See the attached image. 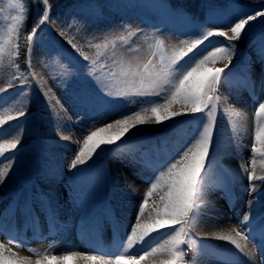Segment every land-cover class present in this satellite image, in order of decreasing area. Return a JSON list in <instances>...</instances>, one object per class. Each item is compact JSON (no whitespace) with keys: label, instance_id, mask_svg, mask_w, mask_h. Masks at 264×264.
<instances>
[{"label":"snow or ice","instance_id":"1","mask_svg":"<svg viewBox=\"0 0 264 264\" xmlns=\"http://www.w3.org/2000/svg\"><path fill=\"white\" fill-rule=\"evenodd\" d=\"M30 2L41 5V8L37 9L33 26L25 37L27 43L26 63L29 71L25 74L20 73L18 67L14 68V71L19 73L17 77H14V80H18L23 85L19 94L29 100L31 94L29 91H25V88H32V84L28 83L29 77L32 82L40 83L36 81V73L31 71V57L34 48L43 39L40 35L43 31L42 26L50 25L53 22L51 0H30ZM13 11L16 15L9 17L7 39H4L3 34L0 33V68L4 66L6 55L10 58V63L19 55L20 30L25 27L29 6L25 0H7V8H0V17H4L6 12ZM177 11L188 16L187 13H183V10ZM231 15H235L237 18L227 25V31L222 27L207 26L224 20V14L216 12L214 6L206 15L203 23L197 21L195 17H189L193 28L185 35L195 38L181 41L186 50L184 48L179 51L174 49L171 53L164 46L161 30L154 29L151 35L155 42L149 45V58L146 62H143L139 57L117 56L116 42L117 39L124 41L123 36L95 45L92 44L95 36L89 35L85 38L90 47L102 48L105 51L111 48V55L105 57L103 61L101 56H104V53H98L95 57L89 56L82 52L76 44H73L71 39L68 40V43L79 53L82 61L87 63H79L63 49L55 48V45L52 46L58 54L54 57L57 64L62 59L68 61L62 66L60 73L52 77L54 81L65 84L75 79L83 85L73 94L75 106L96 110L97 115L103 119L115 112L122 113V110L133 102L132 97L143 98L145 105L133 114L127 115L123 119H116L113 123H107L104 127L95 128L94 131L92 128L95 125L93 124L88 129L89 134L83 138V146L78 147L75 158L68 165L69 171L75 170L74 175L85 171L79 166L93 160V157H95L93 160V164H95L96 160L112 153L113 146L116 149L121 148L122 144L127 143L122 139L126 134L133 129L139 132L141 131L140 126L150 122L154 121L156 124L163 125L166 121H172L175 124L177 117L192 116L197 121V127L190 142L180 145L152 169L153 175L147 179L149 187L143 192L142 201L136 205V222L134 225H129L130 233L126 235L123 242L118 244V254H112L105 248H93L89 252L68 251L59 256H49L45 251L39 254L40 258L35 261V264H69V262L72 264H141V261L150 255L169 257L160 260L159 264H179L186 255L184 246H187L193 253L192 264H196L197 259L202 254H206V250L203 244L197 242L193 229L208 217V208L203 202L209 192L214 190L221 193V199L225 200L226 206L233 211L245 195L253 197L247 201L246 211L242 215H238L240 224L247 229V235L234 227L231 233H235V235L220 234L217 238L228 241L241 252H245L246 245L239 243L236 237L247 241L249 236L256 239V234L259 233L260 238L264 240V189L256 187L257 181L264 184V176H257L255 172V157L264 158V77L261 79L260 92L257 94L256 81L252 77L250 57L244 58L238 84L250 93L256 105L253 109L255 128L250 141L253 154L252 171L249 172L248 166L242 164L238 173L221 168L219 174L212 178V167L216 160L215 158L208 159L210 155L215 157L218 151L221 134L220 128L217 127L218 105L227 103L226 99L221 100L218 88L222 83L228 84L233 69L237 67L232 65L233 58L238 54L235 42L249 34V30L253 27L250 22L256 21L258 17L264 18V10H257L254 14L236 10ZM74 23L73 21V23L63 26L60 35H64L65 27L70 29ZM124 28L128 30L130 25H125ZM141 33H143L142 29L131 32L132 35ZM205 42L207 45L201 50L199 46L205 45ZM214 44H220V46L214 47ZM208 48L212 50L208 51ZM132 50L139 51L140 49L137 46ZM256 55L261 64H264V35L260 37ZM109 59L112 61L111 64H108ZM216 62H225V68L206 66L208 63L215 64ZM11 83L10 81L9 86ZM40 89H43L42 83H40ZM5 92H7L6 88H0V93ZM42 95L46 97L47 93L42 92ZM159 100H162L163 103H159ZM6 102L4 97L0 96V108ZM176 105H180L179 110L176 109ZM48 111L49 119L59 123L58 113L51 104L48 105ZM197 113L201 115L196 117L194 114ZM226 114L240 115L238 112L229 113L227 109L219 112L221 117ZM29 115V112L22 110L15 117L10 116L8 119L15 120V125L0 119V139H4L6 135L13 136V139L7 144V149L4 145H0V156L4 155L5 150L10 153L8 164L0 167V184H3L9 176L16 160L15 152L12 150H18L21 136L25 131L20 125V118H27ZM5 124H7V128L2 127ZM239 130L233 124L234 135ZM57 135L61 140L70 139L59 131H57ZM116 155L123 159L126 154L121 152ZM135 163L134 160L129 159V164L134 165ZM206 164L207 170L205 169ZM91 166L89 165V167ZM145 166L147 167V165ZM244 173H247V187H244L242 183ZM133 175L143 179L139 170L133 171ZM157 189L163 192V195L160 196L162 207H155V217L145 222L141 220V217L144 216L146 210L150 214L153 211L148 208V201ZM42 202L46 210L55 215L53 200L48 194H42ZM257 214L261 219L258 223H254ZM186 217L187 219H185ZM165 228L167 229L165 233L167 238L163 239L162 243L157 242L153 246L156 237L152 234L160 236V230ZM13 239L16 238L13 237ZM137 246H139L138 249ZM3 248L4 246L0 244V264H33L28 257L17 259L14 256H5ZM133 249H137V254L142 251L143 255H139L137 258V255L133 254ZM261 251L264 252V244L261 245ZM96 252L103 254L97 255ZM245 254L247 255V253Z\"/></svg>","mask_w":264,"mask_h":264},{"label":"bare ground","instance_id":"2","mask_svg":"<svg viewBox=\"0 0 264 264\" xmlns=\"http://www.w3.org/2000/svg\"><path fill=\"white\" fill-rule=\"evenodd\" d=\"M5 1L7 3V0ZM233 21L234 20H232V22ZM218 24H222V22ZM252 59L258 60L257 56L254 55ZM9 61V58L5 56L4 66L0 68V84L9 81L11 78L10 74L6 70ZM255 81L256 91L257 94H259L261 80L258 78L255 79ZM30 83L32 84V88H26L25 91H29L31 98H34L39 92V85L37 86L36 84L35 86L34 82L32 81H30ZM21 87H23V85L11 86L9 89H7V92L0 93V96H3L5 101H7L3 107L0 108V119L7 121L8 124L15 125V120L8 119L10 116L15 117L17 113L22 110L30 113L27 118H20V125L25 129V131L21 136L18 150H12L15 152L16 160L12 165L9 176L6 178L3 184H0V208L2 210L3 218H6V216L15 218L17 217L16 214L22 213V209L24 214V208L26 206L22 205V203H26L31 213L37 215L38 212L42 216H46L44 224L39 227L42 230L38 232L39 238L41 240L53 238L56 233H60L62 226L76 227L81 233H85L88 231L89 227L92 226L93 243H97L99 239L98 230L105 226L109 232V235H114L119 243L123 242L126 238L123 235L124 232L130 230L129 225H134L136 222L135 216L137 209H133V204L140 202V195L149 187L147 181H141L130 174L131 172L128 168L129 164L124 162L123 169L121 170V168H118V164L124 160L126 156H129L132 153V148L128 146L123 150L121 145L120 149L122 150L120 151L126 154L123 159L118 158L116 153L121 152H119V150L113 146V152L105 155L106 159L97 160L95 164H93V161L87 162V172L92 170L94 171V181L85 183L81 181V179L77 180L74 186L82 193L83 196L79 197L69 195L71 186L68 183L62 182L61 171L64 173L67 170L69 161L73 157L75 136H72V127L70 123L64 119L59 121V123L52 125L48 130H45L44 127H41L39 124V120H41L43 124L49 122V104H51L55 110L62 111L61 109L63 108L65 102L62 100L56 102V104H53L48 102L47 99H44L41 102L36 100L29 101V99H26L23 95L19 94ZM0 88L3 87L0 86ZM223 91L224 88L222 90L218 89V92L220 93ZM247 93L249 94L248 91ZM225 99L234 101L237 104L243 103V105L231 107L226 103H223V106L219 105V110L221 111L227 109L229 113L238 112L240 113V115L237 116L238 121L242 120L245 124H247L249 122L248 120L254 115L253 109L256 105L254 102L251 104H244L246 101V91H241L240 88L234 87L232 88L231 96L222 98V101ZM224 119L229 125L228 120L226 118ZM2 127L7 128V124L3 125ZM183 127H185L183 124H181L179 127H176L172 134L178 131V129H184ZM196 127L197 125L192 128L186 127L184 129L185 135L177 138L179 141L170 144L171 140H169L168 143L170 145L164 144L162 147H158L156 141L158 136L153 135L150 130L144 129L143 131L139 132L140 136L138 138L145 141L147 140V146L149 144L155 145L156 152L155 154H153V152L146 153L144 150L140 149L142 151L141 157L134 165H141L142 163L149 162V158L152 156L154 159L158 160L159 164L160 161L174 152L175 149L180 145L184 144L185 142H190L193 138ZM245 128L247 129L248 126H245ZM159 130L161 129L159 128ZM57 131H59V133L64 136L70 137V139L61 140L57 135ZM253 131L254 129L249 130V132L247 130L248 134L246 136V148L241 153L243 165L248 166L249 172L252 171L251 161L253 159V154L249 146L251 145L250 141ZM129 134L130 133L126 134L125 137L127 138ZM160 137L165 139V135ZM12 139V135H6L4 139H0V145H4L7 149V144ZM218 154L230 158L231 156H234L233 154H235V149L230 142L222 140ZM9 157V151L5 150L4 155L0 156V167L8 164ZM213 158L215 157L210 155L208 159L212 160ZM260 158L261 157L259 156L255 157L256 166L259 165V167H261L259 171L255 172L257 176H264V158ZM29 159L33 160L32 164H29ZM215 160L216 163L212 167V178H215L217 174H219L221 168H226L233 173H238L241 170V164L238 161L223 162L217 157ZM89 165L92 166L89 167ZM111 166L116 167L114 172V176L116 175L115 179H113L114 176H112L108 170ZM148 168L149 169H147V171L153 174L152 169L154 166L151 165ZM205 169L207 170V164ZM47 173L52 175L46 176ZM77 176L80 177L81 175L77 174ZM242 183L244 187L248 186L247 173H244ZM256 187L257 189H264V184H261L259 181H257ZM128 190L133 192L132 196L127 193ZM215 193V190L209 192L203 202L208 208V217L204 218L202 222L199 223V226L193 229L196 234L197 242L203 244L204 249L206 250V254H202L201 257L197 259L196 264H221L225 259L237 257H240L241 259L237 260L239 264H264V252L261 251V245L264 244V241H255V239H253L251 236H249L247 241H244L241 237H236L239 243L246 245L245 252H241L228 241L219 240L217 238L220 234L231 233V230L234 227L239 232L247 235V229L241 230V228L244 226L240 223L239 225L232 224L230 218H237L238 215L241 213L243 214L246 211L245 205L247 201L251 200L253 197L245 195L240 201L239 205L236 207L235 211H230L222 206V201L220 199L213 201ZM42 194H48L53 200L55 215H53L52 212H48L46 210L45 205L42 202ZM161 195H163L162 191H155L153 193V196L148 201V208L152 209L153 211L150 214L149 211L146 210L144 216L141 217V220L147 222L155 217V207H162L160 200ZM81 197L88 198L86 199L88 200L87 205L80 203ZM70 203L72 204L70 205ZM119 215H121L124 220V223L120 226V228L115 226L113 220L114 218H119ZM51 216H54L53 222H50ZM185 219H187V217ZM260 219V215L257 214V218L254 223H258ZM100 221L102 223H100ZM0 230L5 234V237H0V244L4 246L3 251L5 256H14V258L17 259L28 257L24 253V247H17L14 245L10 246L11 240L8 237L13 239L12 235L18 234L15 235V238L17 236L20 237V239L26 238L29 241L26 244V248H30L32 246L30 242V234L28 233L29 229H20L18 226L0 225ZM160 232V236H157L155 233L152 234V236L156 237L153 242V246H155L157 242L162 243L163 239L167 238L165 235L167 232L166 228L160 230ZM231 234L235 235V233ZM258 234L259 233H257L256 236ZM60 236L64 237L65 233H61ZM208 245H210L209 249L207 247ZM14 247H16L18 250L10 249ZM138 248L139 246H137V249ZM137 249H133L132 251L133 254H136L137 258H139V255H143V252L139 251L137 254ZM48 250L50 249L42 248L38 253L41 254L47 251L49 256H59L68 251L89 252L90 248H81L72 244H67L53 248L51 251ZM184 251L186 254H189L185 255L184 259L180 261L179 264H192L191 258L193 253L189 251L187 246H184ZM97 253L99 252H96L95 254ZM111 253L118 254V252L115 250H112ZM245 253H247V255ZM206 257L210 258V260L208 261ZM168 258L169 257L166 256L161 257L159 255H150L141 261V264H159L160 260ZM37 259L39 258L30 260L33 262V264H35ZM69 264H72V262H69Z\"/></svg>","mask_w":264,"mask_h":264},{"label":"rangeland","instance_id":"3","mask_svg":"<svg viewBox=\"0 0 264 264\" xmlns=\"http://www.w3.org/2000/svg\"><path fill=\"white\" fill-rule=\"evenodd\" d=\"M114 0H54V4L58 10L57 13L52 14L53 22L50 25L42 26L43 31L40 33L43 39L40 40L39 44L34 48L32 57H31V71L36 73V81L43 84V89H40V83H34L35 86L39 85V92L36 94L34 98H31L29 101H39L41 102L44 99H47L48 102L56 104V102L64 101V106L61 109L62 111H57L59 116V121L62 119L68 121L72 127V136L75 139V148L73 149V157L70 159L69 164L72 159L75 158V155L78 152V147L83 146V138L89 134L88 129L94 124L95 127L92 128L94 131L95 128L104 127L107 123H113L116 119H123L127 115L133 114L135 111L139 110L144 105L143 98L140 97H132V103L128 105L126 109L122 110L121 112H115L111 115L105 116L101 119L97 115L96 110L91 109H84L79 108L74 105L73 101V94L77 92L83 85L80 81L73 79L71 82H67L65 84H60L52 78L54 75H58L62 69L64 64H67V60H61L59 64L56 63L54 57L58 55L52 48L55 45V48H61L66 53H68L74 60L79 63H87L86 61H82L79 53L76 52L75 49L71 47L68 43V40L71 39L73 44H76L77 47L81 49L82 52L88 54L89 56L95 57L98 53H104V56H101V60L103 61L105 57L111 55V48L105 51L104 49H97L95 47H90L88 42L86 41V37L89 35L95 36V39L92 40V44H103L106 40L111 41L116 39L117 37L123 36L125 38L124 41L117 39L116 42V53L117 56L123 55L124 57L131 58V57H139L143 62H146L149 58V45L154 44V38L152 37V32L154 29H160L162 33V38L164 39V46L165 48L171 53L174 49L179 51L181 48L186 50L184 44L181 41L194 39L195 37L186 36L185 33H188L192 30L193 25L190 22L189 17H176L175 14L172 13V9L170 6L162 0H122L116 1L118 5H111ZM36 9L34 11V16L37 15V9L41 8V5L35 4ZM124 7L125 11L122 13L118 12L120 7ZM0 8H7V3L5 0H0ZM212 9L207 11V14L210 13ZM218 13L224 14V20L222 24H211L207 25L208 27H222L223 30L227 31V25H230L232 20H235L237 17L235 15H231L236 10H243V12L248 14H254L257 10H264V3L261 5H256L254 7H241V6H230L226 10L222 9H214ZM11 15H16L13 12H6L4 17H0V33L3 34V38L7 39V29L10 23L9 17ZM61 18V19H56ZM206 18V16H205ZM264 20V18H257L256 21L250 22L253 27L249 30V43L253 44L256 47V44H259L260 37L264 35L260 31V22ZM73 27L68 29L65 27L64 35H60V30L63 26H66L68 23H73ZM205 21V20H204ZM130 25V29L125 30L124 26ZM136 29H142L143 33L132 35L131 32H134ZM79 30V32H78ZM44 32H48V37L44 35ZM21 33V31H20ZM78 33V34H77ZM76 34V35H74ZM231 35V33H229ZM21 39V38H20ZM19 39V41H20ZM223 39V38H218ZM18 41V43H19ZM207 45H200L199 48L202 50ZM139 46V51H133ZM220 44L214 45V47H219ZM211 48H208V51H211ZM206 54V53H205ZM7 56V55H6ZM8 57V56H7ZM19 55L15 58L14 63L9 61L6 70L10 74L11 78L7 82H3L0 84L1 87L9 89L11 86H18L21 85L18 80H14V77H17L19 73L14 71L16 66V61ZM9 58V57H8ZM10 60V58H9ZM27 61V58H26ZM111 60H108V64H111ZM221 63L224 62H216L215 64L208 63L206 66L210 68H225V64L222 65ZM27 65V63H26ZM28 69V66H27ZM29 71V69H28ZM227 71V69H225ZM10 81L11 86H9ZM31 77H29L28 83H30ZM67 88V91H65ZM26 89V88H25ZM51 89V91H49ZM222 90L221 87H219ZM42 92L47 93L45 97L42 95ZM222 98H226L231 96L230 93V86L227 84L224 87V91L222 93L218 92ZM159 103H163L162 100L158 101ZM227 105L231 107H238L243 105L237 104L234 101L227 99ZM245 104V102H244ZM219 105L223 106V103ZM219 105H218V117H217V127L220 128L221 134L219 136V146L218 151L221 147L222 140H226L230 142L234 149L235 155L227 158L225 156L219 155L218 151L215 154V158L217 157L219 160L223 162L228 161H238L241 165L243 164V158L241 153L246 148V136L247 130L255 128V117L249 119L248 125L245 124L242 120L238 121L237 116L233 115H225L221 117L219 115ZM177 110H179L180 105L175 106ZM79 113V117H78ZM196 117H199L201 114L197 113L194 114ZM226 118L229 122V125L225 122ZM177 123L186 120L187 126L190 128L197 125V121L189 117H177L175 118ZM224 119V120H222ZM222 122V123H221ZM243 122V123H242ZM177 123L173 124L172 121H166L163 125L156 124L154 121L150 122L147 125L140 126L141 131L144 129L150 130L152 133L161 132L167 130L168 128L177 125ZM239 123V124H238ZM39 124L44 127L45 130H48L52 125H55L56 122L49 120L43 124L41 120H39ZM233 124L240 129L235 135L232 131ZM39 125V126H40ZM245 126H248L246 129ZM250 127V128H249ZM159 128L161 130H159ZM43 130V129H42ZM158 130V131H157ZM44 131V130H43ZM139 131V132H141ZM139 132H136L133 129L129 136H137L140 135ZM126 137L122 138L125 139ZM251 150V145L249 146ZM67 154V152H66ZM141 154L140 151H135V154H130L129 156L125 157V160L121 161L118 164V168L123 169V163L128 161L130 157L139 156ZM106 159V156H103L99 160ZM263 159V158H260ZM95 160V157H93ZM93 160H89L88 162H92ZM97 161V160H96ZM33 160L29 159V164H32ZM84 168L85 171L78 173L81 175L80 177L77 174H73L75 170L69 171L67 170L63 173L61 171V180L62 182L68 183L71 186V190L69 191V195L71 196H83L80 191L76 189L74 184L77 180H80L88 183L94 181V171L87 172L88 165L79 166ZM40 168V164H39ZM116 167H110L108 170L112 176H114ZM261 167L259 165H255V171H259ZM42 170V169H41ZM50 176L52 174H46V176ZM153 174H150L152 176ZM116 176V175H115ZM115 176L113 179H115ZM79 177V178H78ZM160 189H157L156 192H160ZM90 193V192H89ZM128 194L131 196L133 192L130 190L127 191ZM87 197H81V202L85 205L88 204ZM143 193L140 195L139 200L142 201ZM135 202V201H134ZM138 202V201H137ZM139 203V202H138ZM137 203V204H138ZM133 204V209L135 210L136 205ZM242 215V213L240 214ZM234 217V216H233ZM232 224L240 223L238 217L237 218H230ZM66 227V226H65ZM67 229V227H66ZM245 227H242L241 230H245ZM130 233L125 232L123 235H127ZM126 237V236H125ZM58 246L52 245L51 243H44L40 245V247L34 249L24 250L25 255L28 256L30 259L40 258L39 251L42 248L51 249L56 248ZM13 249L14 248H10ZM48 253V252H47Z\"/></svg>","mask_w":264,"mask_h":264},{"label":"trees","instance_id":"4","mask_svg":"<svg viewBox=\"0 0 264 264\" xmlns=\"http://www.w3.org/2000/svg\"><path fill=\"white\" fill-rule=\"evenodd\" d=\"M175 9L177 10H183V12H188L194 16H200L203 15L205 10L207 8L211 7H222L227 8L231 4H241V5H254V4H260L263 3L264 0H167ZM26 4L29 6L28 15L33 11V9L36 7L34 3H31L30 0H25ZM53 4L52 13H57L58 10L54 4V0H51ZM31 8V9H30ZM33 20L34 17L29 15L25 22V27L21 30V55L22 60L21 62H25V56H26V49H27V43H26V35L27 32L31 29L33 26ZM239 44H242V41L238 42Z\"/></svg>","mask_w":264,"mask_h":264}]
</instances>
